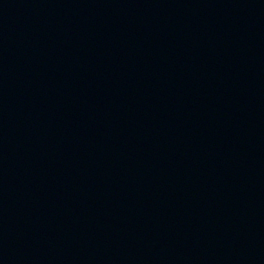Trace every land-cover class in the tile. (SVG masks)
Wrapping results in <instances>:
<instances>
[{
    "label": "water",
    "instance_id": "obj_1",
    "mask_svg": "<svg viewBox=\"0 0 264 264\" xmlns=\"http://www.w3.org/2000/svg\"><path fill=\"white\" fill-rule=\"evenodd\" d=\"M0 264H264V0H0Z\"/></svg>",
    "mask_w": 264,
    "mask_h": 264
}]
</instances>
